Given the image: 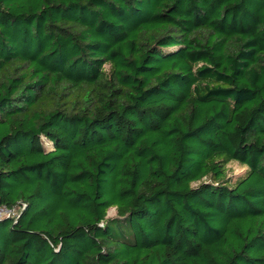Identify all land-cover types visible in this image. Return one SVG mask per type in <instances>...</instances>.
Listing matches in <instances>:
<instances>
[{
	"label": "trees",
	"instance_id": "1",
	"mask_svg": "<svg viewBox=\"0 0 264 264\" xmlns=\"http://www.w3.org/2000/svg\"><path fill=\"white\" fill-rule=\"evenodd\" d=\"M0 207V264H264V0H0Z\"/></svg>",
	"mask_w": 264,
	"mask_h": 264
},
{
	"label": "rangeland",
	"instance_id": "2",
	"mask_svg": "<svg viewBox=\"0 0 264 264\" xmlns=\"http://www.w3.org/2000/svg\"><path fill=\"white\" fill-rule=\"evenodd\" d=\"M231 167H232V169H233V174L234 175H239V174H241V173H243L244 172V168L243 167H241L240 165H238L237 163H233L232 165H231ZM20 213V210L19 209H17V210H15V211H8V210H5V212L3 213V215L1 216V217H3V216H7V217H14V216H16L17 214H19ZM115 210L114 209H112V210H110V212H109V217H111V216H114L115 215Z\"/></svg>",
	"mask_w": 264,
	"mask_h": 264
},
{
	"label": "built area",
	"instance_id": "3",
	"mask_svg": "<svg viewBox=\"0 0 264 264\" xmlns=\"http://www.w3.org/2000/svg\"><path fill=\"white\" fill-rule=\"evenodd\" d=\"M6 209L0 207V217L3 215V213L5 212Z\"/></svg>",
	"mask_w": 264,
	"mask_h": 264
}]
</instances>
